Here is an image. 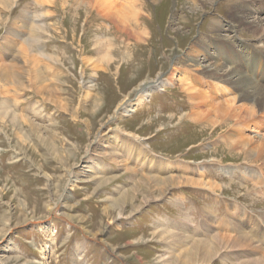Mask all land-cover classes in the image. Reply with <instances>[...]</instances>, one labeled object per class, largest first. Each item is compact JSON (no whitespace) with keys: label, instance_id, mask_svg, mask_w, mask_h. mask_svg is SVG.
<instances>
[{"label":"rangeland","instance_id":"374dc122","mask_svg":"<svg viewBox=\"0 0 264 264\" xmlns=\"http://www.w3.org/2000/svg\"><path fill=\"white\" fill-rule=\"evenodd\" d=\"M36 1L0 2V264H174L191 244L176 236L209 242L219 233L242 242L195 264L262 259L264 166L225 149L229 133L251 148L264 144V112L238 126L180 117L224 109L239 95L205 69L222 62L227 48L215 40L231 26L232 7L261 10L263 19L264 0H141L133 40H116L74 0ZM35 23L40 42L22 53ZM242 31L232 34L237 45L262 49ZM182 82L200 93L201 108L190 106ZM129 90L125 110L105 120ZM150 177L173 183L158 195L156 184L141 183Z\"/></svg>","mask_w":264,"mask_h":264},{"label":"bare ground","instance_id":"6f19581e","mask_svg":"<svg viewBox=\"0 0 264 264\" xmlns=\"http://www.w3.org/2000/svg\"><path fill=\"white\" fill-rule=\"evenodd\" d=\"M3 1H7V0H0V2L4 3ZM54 1L55 0H37L36 2L40 7L45 8L48 6H52L54 4ZM148 1H149V4L152 7H154V6H156L155 2H157L158 0H148ZM74 2L77 6H80V8H84L86 14H88V12H90V14L94 13L95 16L99 17L100 20L107 22V24L111 25V30H112V32H114L113 35L116 36V38H115L116 40H117L118 35L122 36V37H127L128 39L133 40V38L135 37L136 34L133 33L134 29H132V27L133 26H139L140 23L144 20L142 14L140 13L142 10V5L144 3V2L142 3L141 0H74ZM197 2H198V0H197ZM202 4H204V3H202ZM232 9L234 11L232 12V15H231L233 17L231 19V21L233 20L231 23V26L227 27L225 29L224 35L219 36L217 38V40H215L217 45H224L225 48H227V49H225L224 53H221L220 59L222 62L218 63V62L214 61L212 63V65L208 66L209 68L205 69V72L209 73V76H211V78L223 79V81L229 85L230 91H235V92L239 93V95L229 97L231 99H226L227 101H225V104H224L225 108L224 109L220 108L222 105L221 106L218 105L220 107H218L216 109V111H213V112L208 111L206 113H203V112L202 113H199V112L188 113V114H185L182 117H180L181 119H190L189 121H191L193 123H197V124H199V123L201 124L203 121H206L209 124H212V126H214L216 124H219L220 126H222V125H224V123L226 121L230 120L231 123H234V126H238L239 122H242V121L244 122L246 120L245 118H247L248 120L253 119V118L259 116L261 114V111L264 112V85H263L264 83L263 84L260 83L262 80H264V18L261 19L259 17L261 10L257 11L254 9H249V8H246L245 6H243L241 4L234 5L232 7ZM26 20L27 19L22 18V16L20 15V21H23V23H26ZM27 23H28V20H27ZM26 28H27V26H26ZM42 30H43V27H41L40 25H38L36 23L32 25L29 38L25 39L24 44H26L25 45L26 47L21 48L22 53L28 54V52L32 51L31 50L32 45L36 44L41 39L39 36V34H40L39 32ZM245 30L250 32L252 37L258 39V42L260 44H262V49L254 48L252 46L247 47L248 45L239 46L235 43V36H232V34H234V33L239 34L241 31L244 32ZM142 35L145 36L146 34L143 33ZM137 38H138V36H137ZM143 40H145V39L143 38ZM135 41L137 42V40H135ZM140 41H141V39H140ZM108 44H109V41H108ZM251 48H254L255 50L250 51ZM204 58L206 60L208 59L206 54L204 55ZM122 59H124L125 61H128L129 59H131V56L125 57V55L122 54ZM235 60H237L236 63H235ZM87 63H88V61H87ZM192 66H194V65H192ZM198 66H199V64H198ZM177 70H178L177 67H175L174 70H172L173 71L171 73L172 78H173V76H175V72ZM254 72L256 73V75L253 78L252 74H254ZM201 73H202V71H201ZM146 81L147 80L140 82L137 89ZM182 81H184V80H182ZM153 84H156L155 81L154 82L149 81L146 85L147 86L148 85L153 86ZM182 84H183V86H185L183 88L184 94L186 95L188 101L191 102L190 106L193 108H196V109L201 108L202 103H198V104L196 102L193 103V100H196V98L200 95V93L195 90L196 88L193 87L194 85L191 83L188 84V83H183V82H182ZM147 86L142 87L138 91V94L144 93L141 97H143L145 94L148 93L147 89L150 86H148V87ZM132 92L129 90L126 93V95L123 97L121 102L116 107H114L115 109L112 108L113 109L112 112L109 113L111 115L107 118H104V119L108 120L110 117H114L115 115H117L118 111H121V112H122V110L124 111L125 110V106H124L125 101H127L128 98L130 97V95H132L131 94ZM226 92H227V90L224 92H220V93H226ZM87 97H88L87 93L85 92V99L84 100H86ZM241 102H242V104H243V102H247L250 104V106L247 108H243V107H241V105H237V104H240ZM249 104H247V105H249ZM214 105H216V104H214ZM108 112H110V110H108ZM211 115L215 116L216 119L214 121L213 120L210 121L209 117ZM243 116H245V118ZM170 118H174V117L171 116ZM89 124L93 128V125L90 122H89ZM234 126L232 128H234ZM88 129H89V126H88ZM213 131H215V128L213 129ZM230 131H231V129H230ZM126 134H128V133H126ZM233 137L234 136L230 133L226 135V139L228 142L227 144L229 145L225 149L226 151L238 150L239 155L242 156L244 162H246L248 164H252V165L261 164L262 166H264V144L261 143L262 144V145L260 144L261 146H258V147L255 146V148H251L245 140L240 141L237 139H233ZM115 138H116V140H118L119 142L124 144L125 145L124 147L130 148L131 151L134 152V154H137V155L143 154L140 149H138L135 146H132V144L129 140H122V139H118L117 137H115ZM112 161H114V160H112ZM163 178H165V177H163ZM140 180H142L141 183H143L146 186V189H148L149 187L151 188V186H153L151 184H153V183L156 184L159 187L156 190L158 195H163L164 192H166L164 190L165 187L168 184L171 185L173 183V182H171V180L165 181V180H163L161 178H157V177H150L147 179L142 178ZM186 183L191 184V185H202L205 188L212 190L214 192L215 191L219 192L223 188H224V190L232 189L231 184L226 185V187H219V186L211 184L210 182H202V181L201 182H195V181H192L191 178L190 179L187 178ZM126 195H128V194L126 193ZM125 198H127V197H125ZM128 198H130V197H128ZM258 233H260V230L258 231ZM160 237H161V235H160ZM174 237H175V235H174ZM190 237H192V236H190ZM240 238L241 237H237V238L234 237L233 238V237H229L226 235H221V233H219L218 235H215L214 238H212L213 241L208 242V241H204L201 239L200 240H197V239L192 240V239H189V237H185V236H178L177 237L176 236L175 237L176 242L182 244V243L186 242L187 240H189L191 242V244L186 250H184L182 253H180V255H178L179 257H177L174 264H195V263H199L200 261L208 262L209 260H212L217 255H219V253L222 251V249L224 248V245L226 243L230 242L232 244L233 243L237 244L239 242H242V240ZM242 238H244V237H242ZM259 247H261V246H259ZM230 248L231 247H229V249ZM252 260H250V261H252ZM250 264H264V255L262 256V259L252 261V263H250Z\"/></svg>","mask_w":264,"mask_h":264}]
</instances>
